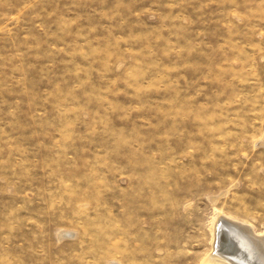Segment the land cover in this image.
<instances>
[{"label": "rangeland", "instance_id": "1", "mask_svg": "<svg viewBox=\"0 0 264 264\" xmlns=\"http://www.w3.org/2000/svg\"><path fill=\"white\" fill-rule=\"evenodd\" d=\"M215 212L264 233V0H0V264H203Z\"/></svg>", "mask_w": 264, "mask_h": 264}, {"label": "bare ground", "instance_id": "2", "mask_svg": "<svg viewBox=\"0 0 264 264\" xmlns=\"http://www.w3.org/2000/svg\"><path fill=\"white\" fill-rule=\"evenodd\" d=\"M211 233H222L226 247L219 249L217 240L214 253L203 264H264V233L254 232L250 224L215 212Z\"/></svg>", "mask_w": 264, "mask_h": 264}]
</instances>
